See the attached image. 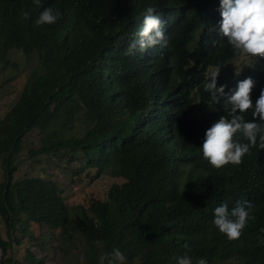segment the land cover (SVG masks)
I'll list each match as a JSON object with an SVG mask.
<instances>
[{
  "label": "trees",
  "instance_id": "16d2710c",
  "mask_svg": "<svg viewBox=\"0 0 264 264\" xmlns=\"http://www.w3.org/2000/svg\"><path fill=\"white\" fill-rule=\"evenodd\" d=\"M49 6L62 18L36 25ZM149 6L165 22L167 46L126 56ZM219 9L220 0H40L39 6L0 0V65L10 66L6 57L14 49L40 59L20 99L0 118V264H64L74 249H86L90 264H100L114 248L126 264H177L185 243L193 264L200 258L264 264V149L254 147L240 166L220 169L200 149L206 130L226 115L224 98L215 102L204 91V73L216 65L224 72L239 54L219 34ZM237 74L225 72L217 86L229 92L252 77L255 105L264 60ZM198 99L199 108H211L204 117L195 114ZM251 117L250 110L245 119ZM70 128L81 135L64 138ZM36 129L44 143L29 152L68 150L66 157L81 165L73 174L93 169V180L112 176L106 199L70 207L59 182L18 177L24 139ZM237 200L255 205L254 219L233 241L212 220L217 206L231 208ZM34 226L47 232L35 235ZM56 235L51 249L46 239Z\"/></svg>",
  "mask_w": 264,
  "mask_h": 264
},
{
  "label": "clouds",
  "instance_id": "9594fccd",
  "mask_svg": "<svg viewBox=\"0 0 264 264\" xmlns=\"http://www.w3.org/2000/svg\"><path fill=\"white\" fill-rule=\"evenodd\" d=\"M39 6L40 0H34ZM221 21L219 34L227 39V43L235 53H239L230 60L221 71V66H211L204 73V91L211 94L215 102L224 98V111L226 115L220 116L206 130L204 141L200 147L203 158L208 163L220 169L228 164L233 167L240 166L243 158L251 154V149L259 147L264 149V88L253 105L251 93L256 86L252 77H247L237 83L235 89L225 92L226 85L217 86L218 79L225 72L233 70L237 75L246 70H257L258 64L264 60V0H220ZM27 19L29 14L24 13ZM62 18L59 9L49 6L44 8L36 25H52ZM144 27L140 29L134 39L127 47L124 55H132L137 48L144 52L156 46L166 47L167 36L165 35V22L155 7L149 6L143 13ZM201 31V30H200ZM200 31L197 33L199 34ZM260 57L254 69L238 71L229 68L231 61L241 54ZM213 68L208 74L209 70ZM200 100H197L195 114L204 117L210 107L199 108ZM252 112L253 119H245V114ZM251 117V118H252ZM255 205L248 200H237L233 207L229 208L227 203L221 204L214 209L213 225L220 233L226 235L229 240H238L249 220L254 219L253 209ZM264 232V229H261ZM186 252L177 258V264H193L192 258L187 254L191 251L190 246L185 243ZM100 264H126V256L118 248L111 253L100 257ZM197 264H207L200 258Z\"/></svg>",
  "mask_w": 264,
  "mask_h": 264
},
{
  "label": "rangeland",
  "instance_id": "374dc122",
  "mask_svg": "<svg viewBox=\"0 0 264 264\" xmlns=\"http://www.w3.org/2000/svg\"><path fill=\"white\" fill-rule=\"evenodd\" d=\"M260 57L241 54L238 58L231 61L228 65L229 68H234L238 71L244 69H254L257 60ZM6 59L10 62V66L3 67L0 65V118H3L12 108L23 92L24 86L31 76L33 70L39 66V57L33 54L29 57H24L18 50H12L7 55ZM209 70L206 77L212 71ZM77 126V125H76ZM64 138H71L73 136H80L81 133L76 128L66 130ZM42 136L39 130H33L24 139V149L22 151L21 165L18 172V177L35 176L43 177L46 179L59 182L64 192V197L68 206L75 207L80 204H87L92 199H106L107 187H109L115 180L112 176L102 175L98 179L95 178L93 169L83 172L81 175L72 173L73 168H79L81 165L74 160L71 156L66 157L64 152L58 155L41 153L33 156L30 149L39 151L43 146ZM26 174V175H25ZM1 176V172H0ZM33 232L35 235H42L47 232V227L34 226ZM58 234V232H57ZM57 238L46 239L49 248L53 249L57 246ZM27 244L33 243L29 238H25ZM39 245V242H36ZM38 256L45 253L38 247L32 248ZM86 249L78 252L72 250L68 254L67 259L63 260L64 264H90V259L85 255ZM47 253V252H46ZM49 253V251H48ZM62 253H59L61 257Z\"/></svg>",
  "mask_w": 264,
  "mask_h": 264
},
{
  "label": "water",
  "instance_id": "95a60500",
  "mask_svg": "<svg viewBox=\"0 0 264 264\" xmlns=\"http://www.w3.org/2000/svg\"><path fill=\"white\" fill-rule=\"evenodd\" d=\"M2 256H3V253H2V250L0 248V259L2 258Z\"/></svg>",
  "mask_w": 264,
  "mask_h": 264
}]
</instances>
